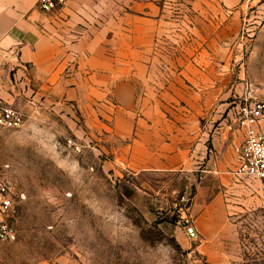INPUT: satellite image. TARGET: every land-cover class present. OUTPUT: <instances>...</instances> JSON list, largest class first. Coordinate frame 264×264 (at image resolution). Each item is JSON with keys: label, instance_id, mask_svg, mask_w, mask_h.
Wrapping results in <instances>:
<instances>
[{"label": "rangeland", "instance_id": "obj_1", "mask_svg": "<svg viewBox=\"0 0 264 264\" xmlns=\"http://www.w3.org/2000/svg\"><path fill=\"white\" fill-rule=\"evenodd\" d=\"M111 8L119 25L150 22L155 74L209 70L211 100L233 112L264 102V0H115ZM40 115L31 124L25 115L0 147V179L17 209V239L0 244V264H211L201 235L189 240L181 220L185 213L197 229L192 207L204 165L134 171L130 141L109 134L113 121L101 134L78 137L59 113ZM240 181L241 202L226 204L230 228L211 246L235 264H264V187Z\"/></svg>", "mask_w": 264, "mask_h": 264}, {"label": "crops", "instance_id": "obj_2", "mask_svg": "<svg viewBox=\"0 0 264 264\" xmlns=\"http://www.w3.org/2000/svg\"><path fill=\"white\" fill-rule=\"evenodd\" d=\"M65 1L45 13L38 0H0V101L30 124L44 110L59 113L78 137L86 130L101 134L113 121L109 134L130 141L134 171L192 172L204 165L192 207L200 249L211 264H235L211 245L230 228L226 204L239 205L237 192L246 188L234 175L245 140L240 106L233 112L223 100H211L209 70L155 74L150 22L119 25L115 0Z\"/></svg>", "mask_w": 264, "mask_h": 264}, {"label": "built area", "instance_id": "obj_3", "mask_svg": "<svg viewBox=\"0 0 264 264\" xmlns=\"http://www.w3.org/2000/svg\"><path fill=\"white\" fill-rule=\"evenodd\" d=\"M65 3V0H38L37 5L41 11L48 13ZM236 118L237 125L245 132V140L237 150L234 175L238 180H259L264 187V102L240 106ZM24 125L25 114L0 101V142L7 133L19 131ZM16 214L10 183L0 179V244L16 241V231L12 224ZM183 214L181 220L188 239L199 241L200 236L194 223Z\"/></svg>", "mask_w": 264, "mask_h": 264}]
</instances>
